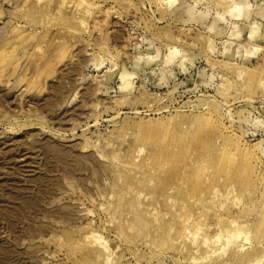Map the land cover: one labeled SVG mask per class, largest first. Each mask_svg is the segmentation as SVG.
<instances>
[{
  "label": "rangeland",
  "instance_id": "374dc122",
  "mask_svg": "<svg viewBox=\"0 0 264 264\" xmlns=\"http://www.w3.org/2000/svg\"><path fill=\"white\" fill-rule=\"evenodd\" d=\"M232 249L264 264V0H0V264Z\"/></svg>",
  "mask_w": 264,
  "mask_h": 264
},
{
  "label": "bare ground",
  "instance_id": "6f19581e",
  "mask_svg": "<svg viewBox=\"0 0 264 264\" xmlns=\"http://www.w3.org/2000/svg\"><path fill=\"white\" fill-rule=\"evenodd\" d=\"M33 1L35 2V0H33ZM37 1H38V0H37ZM27 3H28V2H27ZM29 3H30V2H29ZM51 3H52V2H51ZM35 4L37 5L38 3H35ZM35 4H34V5H35ZM34 7L37 8L38 6H37V7L34 6ZM34 7H33V8H34ZM33 10H36V9H33ZM38 10H39V9H38ZM52 10H53V9H52ZM37 13H38V12H37ZM32 15H33V14H32ZM42 15H43V14H42ZM36 21H37V20H36ZM38 21H39V20H38ZM41 23H42V22H41ZM39 45H40V44H39ZM31 55H32V54H31ZM29 59H30V58H29ZM217 130H218V129H217ZM128 136H129V135H128ZM222 136H223V135H222ZM209 137H210V136H209ZM225 138H226V137H225ZM118 139H119V138H118ZM201 139H202V138H201ZM208 139H209V138H208ZM208 139H207V140H208ZM210 139H211V138H210ZM228 139H229V138H228ZM200 142H201V141H200ZM228 144H229V143H228ZM206 145H207V144H206ZM198 146H199V145H198ZM220 146H221V145H220ZM233 147H234V146H233ZM222 148H223V146H222ZM223 149H224V148H223ZM223 149H221L222 152L224 151ZM226 149H228V148L226 147ZM226 149H225V150H226ZM146 150H147V149H146ZM207 150H208V149H207ZM221 150H220V152H221ZM231 150H233V149H231ZM115 151H116V150H115ZM226 151H227V150H226ZM234 151H235V149H234ZM199 152H200V151H199ZM227 152L229 153L230 151H227ZM231 152H233V151H231ZM237 152H238V151H237ZM138 153H139V152H138ZM224 153L226 154V152H224ZM145 154H146V151H145ZM197 154H198V153H197ZM201 154H202V153H201ZM203 155H204V153H203ZM203 155H202V156H203ZM232 155H233V154H232ZM234 156H236L235 153H234ZM118 158H119V157H118ZM228 158H229V156H228ZM231 159H232V157H231ZM154 160H155V159H154ZM232 160H233V159H232ZM205 161H206V160H205ZM168 165H169V164H168ZM233 165H234V164H233ZM171 167H172V166H171ZM132 169H133V168H132ZM127 170H128V169H127ZM232 171H233V170H232ZM147 174H148V173H147ZM127 175H128V174H127ZM143 176H144V175H143ZM145 177H146V176H145ZM152 179H153V177H152ZM150 180H151V179H150ZM177 180H178V179H177ZM236 180H237V179H236ZM140 181H141V180H140ZM130 182H131V181H130ZM130 182H129V183H130ZM124 183H125V182H124ZM143 183H145V182H143ZM180 183H181V182H180ZM125 184H126V183H125ZM125 184H124V185H125ZM138 184H139V183H138ZM249 184H250V183H249ZM124 187H125V186H124ZM141 187H142V185H141ZM145 187H146V185H145ZM161 187H163V186H161ZM169 187H170V186H169ZM174 187H175V186H174ZM122 188H123V187H122ZM135 188H136V187H135ZM137 188H138V187H137ZM147 188H148V186H147ZM139 189H140V188H139ZM172 189H173V188H172ZM129 190H130V188H129ZM165 190H166V189H165ZM134 191H135V190H134ZM136 191H137V190H136ZM160 191H161V190H160ZM145 192H146V191H145ZM145 192H144V193H145ZM164 192H165V191H164ZM117 193H118V192H117ZM121 193H122V192H121ZM129 193H130V191H129ZM153 193H154V191H153ZM122 194H123V193H122ZM141 194H142V193H141ZM159 194H160V193H159ZM164 194L166 195V193H164ZM219 194H220V193H219ZM135 196H136V194H135ZM142 196H143V195H142ZM151 196H152V195H151ZM155 196H156V195H155ZM160 196H161V195H160ZM178 196H179V194H178ZM178 196H177V197H178ZM116 197H117V195H116ZM143 197H144V196H143ZM143 197H142V198H143ZM163 197H164V195H163ZM175 197H176V196H175ZM175 197H174V198H175ZM122 198H124V197H122ZM122 198H121V201H123ZM148 198H149V196H148ZM168 198H169V197H168ZM112 199H113V198H112ZM137 199H138V197H137ZM164 199H165V197H164ZM177 199H178V198H177ZM177 199H176V200H177ZM145 200H146V199H145ZM150 200H151V198H150ZM165 200H166V199H165ZM165 200H164V201H165ZM173 200H174V199H173ZM129 201H130V200H129ZM154 201H156V200H154ZM158 201H159V200H158ZM164 201H163V202H164ZM126 202H127V201H126ZM166 202H168V201H166ZM172 202H173V201H171V203H172ZM196 202H197V201H196ZM196 202H195V203H196ZM106 203H108V202H106ZM124 203H125V202H124ZM129 203H130V202H129ZM152 203H153V202H152ZM154 203H155V202H154ZM121 204H122V203H121ZM121 204H120V205H121ZM125 204H126V203H125ZM131 204H132V203H131ZM168 204H169V202H168ZM173 204H174V203H173ZM143 205H144V204H143ZM143 205H142V206H143ZM159 205H160V204H159ZM174 205H175V204H174ZM104 206H105V205H104ZM121 206H122V205H121ZM130 206H133V205H130ZM144 206H145V205H144ZM160 206H161V205H160ZM161 207H162V206H161ZM168 207H169V206H168ZM118 208H119V207H118ZM157 208H158V207H157ZM120 209H121V208H120ZM134 209H135V208H134ZM140 209H141V208H140ZM158 209H159V208H158ZM158 209H157V210H158ZM166 209H167V208H166ZM175 209H176V207H175ZM160 210H161V209H160ZM168 210H169V209H168ZM81 211H82V210H81ZM122 211H123V209H122ZM124 211H125V213L127 212L126 210H124ZM133 211H134V210H133ZM138 212H139V211H138ZM150 212H151V211H150ZM158 212H159V211H158ZM164 212H165V211H164ZM164 212H163V213H164ZM111 213H112V212H111ZM136 213H137V212H136ZM136 213H135V214H136ZM152 213H153V212H152ZM155 213H156V212H155ZM169 213H170V212H169ZM112 214H113V213H112ZM117 214H118V213H117ZM156 214H157V213H156ZM161 214H162V212H161ZM170 214H171V213H170ZM128 215H129V214H128ZM148 215H149V214H148ZM109 216H110V215H109ZM112 216H113V215H112ZM119 216H120V215H119ZM143 216H144V215H143ZM170 216H171V215H170ZM173 216H174V215H173ZM115 217H116V216H115ZM124 217H125V216H124ZM126 217H127V216H126ZM141 217H142V216H141ZM146 217H147V216H146ZM133 218H134V217H133ZM136 218H137V217H136ZM136 218H135V219H136ZM151 218H152V217H151ZM161 218H162V217H161ZM164 218H165V217H164ZM154 219H155V216H154ZM173 219H174V218H173ZM173 219H172V220H173ZM119 220H120V219H119ZM124 220H125V219H124ZM126 220H127V219H126ZM137 220H138V219H137ZM162 220H163V219H162ZM162 220H161V222H162ZM175 220H176V219H175ZM190 220H191V219H190ZM138 221H139V220H138ZM142 221H143V220H142ZM151 221H152V220H151ZM151 221H149V222L151 223ZM134 223H135V222H134ZM139 223H140V222H139ZM141 223H142V222H141ZM152 223H153V221H152ZM155 223H156V222H155ZM162 223H163V222H162ZM176 223H177V221H176ZM189 223H190V221H188L186 224H184V226H186V227H187V225L189 226ZM130 224H131V223H130ZM145 224H147V223H145ZM153 224H154V223H153ZM191 224H192V223H191ZM229 224H230V223H229ZM122 225H123V224H122ZM132 225H133V223L131 224V226H132ZM149 225L151 226V224H149ZM197 225H198V224H197ZM231 225H233V226H237V225L240 226V225L237 224V223H232V224H230V226H229V231H230V228H231L232 230L235 229V228L233 229V228L231 227ZM131 226H130V227H131ZM133 226H134V225H133ZM133 226H132V227H133ZM140 226H141V225H140ZM192 226H196V224H194V225H192ZM202 226H203V225H202ZM238 226H237V228H238ZM134 227H135V226H134ZM148 227H149V226H147V229H148ZM175 227H176V225H175ZM189 227H190V226H189ZM199 227H200V226H199ZM199 227H198V230H197L198 232H199V230H201V229H200L201 227H200V228H199ZM204 227H205V226H204ZM207 227H208V226H207ZM240 227H241V226H240ZM139 228H141V227H139ZM162 228H163V227H162ZM194 228H195V227H194ZM130 229H131V228H130ZM149 229H150V228H149ZM153 229H154V228H153ZM163 229H165V228H163ZM163 229H161V230H163ZM167 229H168V227H167ZM175 229H176V228H175ZM184 229H185V228H184ZM187 229H188V227H187ZM195 229H197V228H195ZM156 230H157V229H156ZM172 230H173V229H172ZM179 230H180V229H179ZM237 230H239V229H236V231H237ZM91 231H92V230H91ZM91 231H90V232H91ZM133 231H135V230H133ZM143 231H144V230H143ZM157 231H158V230H157ZM159 231H160V230H159ZM187 231H188V230H187ZM236 231L234 230L233 233H231L232 231H230V232L228 233V234H229V237H232V236H233V238H234V236H235V237H236V236L239 237V235H241V232H242V231H241V232H239V231L236 232ZM160 232H161V231H160ZM175 232H176V231H175ZM135 233L137 234V231L134 232V234H135ZM140 233L143 234L144 232H143V233L140 232ZM145 233H146V232H145ZM145 233H144V234H145ZM181 233H182V232H181ZM183 233H185V232H183ZM183 233L181 234V236L183 235ZM221 233H222V232H221ZM92 234H93V233H92ZM130 234H131V233H130ZM146 234H147V233H146ZM174 234H175V233H174ZM177 234H178V233H177ZM226 234H227V233H226ZM75 235H76V234H75ZM88 235H89V234H88ZM90 235H91V234H90ZM184 235H185V234H184ZM190 235H191V234H190ZM219 235H221V234H219ZM68 236H69V235H68ZM101 236H102V235H101ZM141 236H142V235H141ZM144 236H145V235H144ZM185 236H186V235H185ZM195 236H196V235H195ZM96 237H97V236H96ZM130 237H131V236H130ZM136 237H137V236H136ZM138 237H139V236H138ZM142 237H143V236H142ZM167 237H168V236H167ZM169 237H170V236H169ZM192 237H193V236H192ZM229 237H228V238H229ZM241 237H242V236H241ZM87 238H88V237H87ZM153 238H154V236H153ZM153 238H152V240H153ZM171 238H172V237H171ZM187 238H188V237H187ZM207 238H208V237H207ZM217 238H218V236L216 237V239H217ZM219 238H220V237H219ZM219 238H218L217 240H219ZM228 238H227V240H228ZM100 239H101V238H100ZM100 239H99V242L102 243L103 248H104V247L106 248V245H104V244H106L107 242L103 244V242H101V241H103V240L100 241ZM157 239H158V238H157ZM204 239H206V238H204ZM239 239H240V238H239ZM141 240H142V239H141ZM179 240H180V238H179ZM181 240H182V239H181ZM188 240H189V239H188ZM206 240L208 241L209 239H206ZM229 240L231 241V239H229ZM229 240H228V242L226 243V245H230L231 242L229 243ZM247 240H248V239H247ZM156 241H157V240H156ZM189 241H190V240H189ZM176 242H178V241H176ZM183 242H184V240H183ZM204 242H205V241H204ZM139 243H140V242H139ZM154 243H155V242H154ZM157 243H158V242H157ZM159 243H160V242H159ZM179 244H180V242H179ZM203 244H204V243H203ZM217 244H218V243H217ZM217 244H216V242H215V248H217V247H216ZM231 244H232V243H231ZM90 245H91V244H90ZM92 245H94V244H92ZM153 245H154V244H153ZM162 245H163V244H162ZM205 245H207V242H205ZM223 245H225V244H223ZM102 246L100 245V247H102ZM107 246H108V245H107ZM146 246H147V245H146ZM154 246H156V245H154ZM211 246H213V245H211ZM219 246H220V245H219ZM239 246H240V245H238L237 247H239ZM242 246H243V245H242ZM188 247H189V246H188ZM191 247H192V246H191ZM191 247H189V248H191ZM205 247H206V246H205ZM222 247H223V246H222ZM237 247H236V248H237ZM108 248H109V247H108ZM210 248H211V247H210ZM210 248H208V249H209V250H208V253H212L211 250H212L213 248H212L211 250H210ZM223 248H224V250L227 251V246H225V247H223ZM228 248H229V246H228ZM240 248H241V247H240ZM242 248H244V250H245V247H242ZM242 248H241V249H242ZM246 248H247V247H246ZM247 249H249V248H247ZM247 249H246V250H247ZM106 250H107V249H106ZM189 250H191V249H189ZM213 250H214V249H213ZM221 250H222V249H221ZM224 250H223V252H224ZM232 250H233V249H232ZM238 250H239V248H238ZM101 251H102V250H101ZM185 251H186V250H185ZM209 251H210V252H209ZM98 252H99V251H98ZM102 252H103V251H102ZM102 252H101V253H102ZM107 252H108V251H107ZM233 252H234V250L231 252L232 255H233ZM240 252H242V251H240ZM104 253H105V252H104ZM104 253H103V254H104ZM214 254H215V253H214ZM214 254H213V255H214ZM234 254H235V253H234ZM104 255H105V254H104ZM216 255H217V254H216ZM232 255H231V256H232ZM98 256H99V255H98ZM110 256H111V255H110ZM210 256H211V255H210ZM234 256L237 257V259L240 260V262H248V261H249V263L252 262V263H254V264H260L261 258H263V257L259 258V256H258V252H256V251L251 252V250H250V252L247 251L246 254H244V256H243L242 258L240 257L241 255H239V256H237V255H233L230 259H231V260L234 259ZM100 257H101V256H100ZM100 257H99V258H100ZM107 257H108V256H107ZM99 258H98V259H99ZM108 259H109V258H108ZM228 259H229V258H228ZM106 260H107V259H106ZM110 260H111V259H110ZM98 261H99V260H98ZM101 262H102V261H101ZM104 262H105V261H104ZM226 262H227V261H226ZM222 264H227V263H222Z\"/></svg>",
  "mask_w": 264,
  "mask_h": 264
}]
</instances>
